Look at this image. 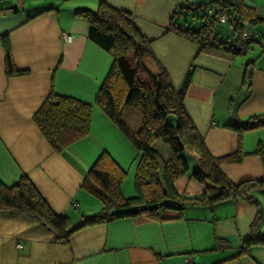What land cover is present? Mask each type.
Listing matches in <instances>:
<instances>
[{"label":"crops","instance_id":"0c3cea01","mask_svg":"<svg viewBox=\"0 0 264 264\" xmlns=\"http://www.w3.org/2000/svg\"><path fill=\"white\" fill-rule=\"evenodd\" d=\"M99 1L0 0L1 8L18 9L0 15V33L9 35L16 69L26 71L7 76L0 45V182L10 186L22 174L27 175L52 210L69 216L73 224L102 208L82 187L97 157L106 151L130 173L138 156L94 104L113 55L89 40L87 24L74 12L77 8L95 10ZM102 1L133 15L150 42L149 66L156 68L157 62L175 90H180L191 74L183 105L207 151L213 157L238 149L242 154L240 162L221 164L227 178L238 183L264 177L262 160L254 153L258 142L264 140V125L241 134L229 127L232 122L264 114V0L245 3L256 14L252 27L263 41H253L254 47L250 44L246 53L233 57L199 52L194 42L166 31L183 0ZM189 2L199 5L206 1ZM226 29L229 39L230 29ZM62 33L70 34L72 40L64 42ZM51 91L93 106L89 134L62 153L51 148L33 121ZM190 174L189 167L174 181L179 194L207 192L212 196L218 192L214 186L191 179ZM121 190L125 197L134 195L130 181L123 183ZM253 195L256 205L228 198L212 205L186 206L181 214L164 210L158 219H114L83 228L67 242H57L34 219L0 214V264H185L187 257L194 264H264V244L242 251L254 223V231L264 234V189H254Z\"/></svg>","mask_w":264,"mask_h":264},{"label":"trees","instance_id":"16d2710c","mask_svg":"<svg viewBox=\"0 0 264 264\" xmlns=\"http://www.w3.org/2000/svg\"><path fill=\"white\" fill-rule=\"evenodd\" d=\"M246 1L208 0L196 5L183 0L184 4L171 16L166 31L194 42L199 52L222 57L244 54L251 43L240 40L238 31L253 26L257 21L254 10L245 4ZM213 5L227 13L228 19L222 24L233 29L237 39L235 45L218 30L217 14L210 11ZM193 9H199V12L194 15ZM17 11L15 7H0V15ZM74 14L87 24L89 40L113 55V63L98 89L94 104L137 150L134 195H123L121 186L127 171L103 151L87 170L82 184L102 203L98 213L82 217L73 224L69 216L55 213L28 176L22 174L10 186L0 182V214L34 219L57 242H67L83 228L114 219L135 216L158 219L164 210L181 214L186 206L212 205L228 198H239L256 205L253 190L264 189V177L231 182L222 172L221 164L240 162V149L223 157L211 156L185 110L183 97L191 74H187L177 91L157 62L156 68L149 66L148 60L152 58L150 42L135 24L131 13L101 0L95 10L77 8ZM189 14L192 19L187 18ZM0 45L4 51L5 74H25V70H18L14 65L8 33H0ZM132 106L137 107L140 117V124L134 129L124 121L125 110ZM92 112L90 103L51 91L34 113L33 121L51 148L62 153L89 134ZM263 125L264 114H261L244 122H232L229 127L241 134ZM159 139L170 150L166 159L156 150L155 144ZM254 153L264 166V140L258 142ZM190 154L197 162L190 178L204 186L216 187L218 192L215 195L207 192L184 195L176 191L174 181L189 170L186 157ZM254 225L251 237L243 242L242 251L254 244H264V234L255 232Z\"/></svg>","mask_w":264,"mask_h":264},{"label":"rangeland","instance_id":"374dc122","mask_svg":"<svg viewBox=\"0 0 264 264\" xmlns=\"http://www.w3.org/2000/svg\"><path fill=\"white\" fill-rule=\"evenodd\" d=\"M204 1H208V0H204ZM198 12H199V9H193V14L194 15L197 14ZM187 18L192 19V16L189 14L187 16ZM218 26H219L218 30L221 31L222 36H225V34L227 32V29H226L227 25L220 23ZM251 45L253 47L255 46L254 43H251ZM252 46H250V48H252ZM257 49H258V47H257ZM146 84H147V82H146ZM125 111L126 112L124 113V121L126 122L127 126L130 129H134V128L138 127L139 124H140V117H139V112H138L137 107L132 106L130 108H127V110H125ZM155 147L157 148L156 150H159L158 152H161V155L164 157V159H166L168 157V155L170 154V150L168 149V146H166V144H164V142H162V140H160V139L157 140V142L155 144ZM186 159H187V162L189 163L191 171H192L193 167H192L191 164H192V161H195V158L192 155L191 156L188 155L186 157ZM137 160H138V156L136 157L135 161H133V167L131 168L130 173L127 172L129 174H127V176H126V178H125L123 183L127 184L130 181V184L133 186V179H134L135 169H136V166H137ZM133 189H134V187H133Z\"/></svg>","mask_w":264,"mask_h":264},{"label":"built area","instance_id":"2783aa9c","mask_svg":"<svg viewBox=\"0 0 264 264\" xmlns=\"http://www.w3.org/2000/svg\"><path fill=\"white\" fill-rule=\"evenodd\" d=\"M210 11L217 14L218 21L220 23H224L227 21L228 19L227 13L224 10H222L219 6L217 5L211 6ZM238 35L240 36V40L244 41L246 44L252 43L254 40L260 43L263 41L262 36L259 33H257L252 26H248L247 28L238 31ZM61 37L64 42H69L72 40V36L68 33H62ZM247 50H249V46H247L246 51ZM76 204H77L76 202L73 203V205ZM17 247L19 248L20 245H17ZM185 264H194V262L192 261L191 258L187 257L185 259Z\"/></svg>","mask_w":264,"mask_h":264},{"label":"water","instance_id":"95a60500","mask_svg":"<svg viewBox=\"0 0 264 264\" xmlns=\"http://www.w3.org/2000/svg\"><path fill=\"white\" fill-rule=\"evenodd\" d=\"M229 40H230V42L233 44V45H235L236 44V37L234 36V31H233V29H231L230 30V32H229Z\"/></svg>","mask_w":264,"mask_h":264}]
</instances>
